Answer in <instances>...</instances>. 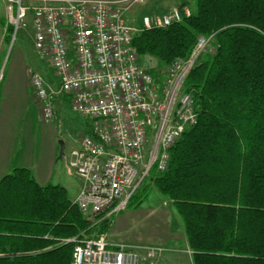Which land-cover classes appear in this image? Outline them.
Here are the masks:
<instances>
[{
  "label": "trees",
  "instance_id": "1",
  "mask_svg": "<svg viewBox=\"0 0 264 264\" xmlns=\"http://www.w3.org/2000/svg\"><path fill=\"white\" fill-rule=\"evenodd\" d=\"M3 24L9 43L13 27ZM200 36L211 50L184 82L197 124L170 148L165 171L150 169L127 208L155 188L182 220L192 264H264V0H196L180 21L143 26L133 45L140 59L156 60L153 71L188 58ZM111 223L89 220L65 187L40 186L26 168L0 181V264H69L67 239L106 234Z\"/></svg>",
  "mask_w": 264,
  "mask_h": 264
},
{
  "label": "built area",
  "instance_id": "2",
  "mask_svg": "<svg viewBox=\"0 0 264 264\" xmlns=\"http://www.w3.org/2000/svg\"><path fill=\"white\" fill-rule=\"evenodd\" d=\"M137 0H6L12 39L32 24L34 48L54 70L57 85L27 70L44 122L57 119L55 101L69 98L90 130L71 149L69 165L80 180L73 203L98 222L127 208L140 182L155 166L165 171L169 150L197 124L191 92L184 82L197 59L211 50L200 36L186 59L165 68L143 66L133 45L139 30L126 13ZM191 10L173 9L144 27H164ZM69 264H157L167 249L113 243L105 234L76 236Z\"/></svg>",
  "mask_w": 264,
  "mask_h": 264
},
{
  "label": "crops",
  "instance_id": "3",
  "mask_svg": "<svg viewBox=\"0 0 264 264\" xmlns=\"http://www.w3.org/2000/svg\"><path fill=\"white\" fill-rule=\"evenodd\" d=\"M194 2L196 0H139L131 5L126 15L129 13L134 21L132 26L141 29L144 26L145 17L156 19L173 9L182 7L191 10ZM5 17L7 16L0 19L5 20ZM4 28L3 25L0 46L5 41ZM154 62L156 63V60ZM7 67L5 72H0V181L13 168H26L31 171L40 186L52 183L65 187L69 199L73 201L79 191L80 180L71 198L68 193L69 185L66 176L59 167L57 130L41 118L40 108L29 85L27 70L30 66L16 55L9 60ZM47 80L48 83L54 85V81ZM59 101L65 103L67 99L64 96H58L55 103ZM149 214L158 222L155 231L159 234L160 240L156 244H142L141 246H167L175 241L177 248H172V253H169L170 250L167 249L161 258L173 256L180 258V254L186 252L191 260L192 252L186 240L181 218L177 215L176 231L172 229L173 213L168 209L152 208ZM105 235L113 243H126L124 242L126 239L119 235L113 222ZM184 245H186L185 248ZM166 253L168 254L165 255Z\"/></svg>",
  "mask_w": 264,
  "mask_h": 264
},
{
  "label": "rangeland",
  "instance_id": "4",
  "mask_svg": "<svg viewBox=\"0 0 264 264\" xmlns=\"http://www.w3.org/2000/svg\"><path fill=\"white\" fill-rule=\"evenodd\" d=\"M139 0H137L138 2ZM141 1V0H140ZM136 3V2H135ZM196 2L192 3V9H195ZM7 2L6 0H0V18L7 16ZM128 23L134 24V21L130 18L129 13L126 15ZM3 22L0 19V39L3 33ZM5 22L8 24V17H5ZM140 24V23H137ZM9 25V24H8ZM137 28V27H136ZM6 34V27L4 28ZM4 41V40H3ZM3 47V48H2ZM18 55L28 66L35 69L44 79L54 81V85H57V78L55 77L54 70L48 64L43 61L36 49L34 48L32 24L20 30L15 39L11 38V41L5 42L0 46V72L6 70L9 60ZM149 57H142L141 63L146 67H154L156 64L154 59ZM8 68V67H7ZM53 77V79H52ZM55 77V79H54ZM52 84V83H51ZM57 110V119L49 124L52 125L58 134L57 143L60 149V141L65 143L64 155L59 159V167L62 169V173L65 174L67 179L68 193L70 197L75 194L79 184V178L75 174L74 169L69 165L70 151L80 145V140L83 134H86L91 127V123L87 118L81 114L72 110L70 102L67 100L64 102L55 103ZM154 187V186H153ZM162 207L168 209L173 213V219H171L172 229L177 231V214L170 206V202L164 196H162L155 188H152L149 196L141 203L139 207H128L125 210L112 216L113 225L119 232V235L123 237L124 242L132 245L142 244H156L159 242V234L156 233L158 223L153 216L149 214L150 209ZM144 216V217H143ZM180 219V218H179ZM182 223V220H180ZM172 253V248H177V242H171L169 245L164 246ZM186 245H184V248ZM166 253L165 255H167ZM157 264H192L189 255L186 252L180 254V258L176 256L170 258H160Z\"/></svg>",
  "mask_w": 264,
  "mask_h": 264
},
{
  "label": "water",
  "instance_id": "5",
  "mask_svg": "<svg viewBox=\"0 0 264 264\" xmlns=\"http://www.w3.org/2000/svg\"><path fill=\"white\" fill-rule=\"evenodd\" d=\"M64 150H65V143L63 141H60L59 158H61L64 155Z\"/></svg>",
  "mask_w": 264,
  "mask_h": 264
}]
</instances>
